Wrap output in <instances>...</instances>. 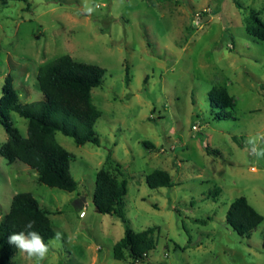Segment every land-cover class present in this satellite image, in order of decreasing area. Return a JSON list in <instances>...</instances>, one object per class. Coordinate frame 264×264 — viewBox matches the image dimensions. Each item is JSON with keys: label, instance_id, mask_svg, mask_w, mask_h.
Masks as SVG:
<instances>
[{"label": "rangeland", "instance_id": "rangeland-1", "mask_svg": "<svg viewBox=\"0 0 264 264\" xmlns=\"http://www.w3.org/2000/svg\"><path fill=\"white\" fill-rule=\"evenodd\" d=\"M85 2L99 5L91 16L81 14ZM254 19L264 23V0L0 1V97L10 76L21 104L38 101L39 66L62 55L105 70L91 91L98 145L55 133L73 156L75 191L43 185L0 156V219L15 194L28 192L50 211L54 233L65 234L41 264H132L113 257L127 228L155 229L154 249L137 264H264V222L246 237L225 221L239 197L264 216V160L245 150L264 132V40L245 30ZM212 87L227 90L232 110L212 104ZM10 121L25 137L27 121L14 112ZM7 138L0 124V146ZM109 163L121 165V176L112 173L127 189L111 215L92 201L96 173ZM154 170L174 185L149 188ZM10 262L34 264L19 250Z\"/></svg>", "mask_w": 264, "mask_h": 264}, {"label": "trees", "instance_id": "trees-1", "mask_svg": "<svg viewBox=\"0 0 264 264\" xmlns=\"http://www.w3.org/2000/svg\"><path fill=\"white\" fill-rule=\"evenodd\" d=\"M2 1V0H0ZM19 1V0H11ZM247 34L264 40V23L254 19L245 26ZM105 70L97 65L75 61L62 55L39 66L36 80L42 97L35 102L21 104L18 92L12 85V78L6 77L0 97V124L8 136L0 146V156L8 164L19 161L37 174V180L50 188L73 192L77 184L71 177L69 165L73 156L55 139L60 132L74 140L77 146L86 143L98 145V137L93 132L101 112L92 102L91 91L102 85ZM208 97L215 107L232 110L235 101L223 87H212ZM16 113L27 121L26 136L20 135L10 121V113ZM219 118H226L217 115ZM148 150H154L150 143H143ZM205 153L215 155L216 151L207 146ZM109 163L95 176L92 201L101 214H119L127 193L121 165ZM146 185L151 189L171 188L172 177L163 170H154L145 176ZM218 188L208 193L215 198ZM50 211L40 206L28 192L17 193L12 197L8 212L0 219V264H11V258L18 249L9 245L11 233L26 231L25 225L34 220V228L45 243L54 236L48 215ZM226 223L240 236H250L264 222V216L257 213L244 197L235 199L229 206ZM154 228L133 232L127 228L122 240L113 247V257L124 261L127 256L132 264L142 263L147 253L155 247ZM127 254V255H126Z\"/></svg>", "mask_w": 264, "mask_h": 264}, {"label": "clouds", "instance_id": "clouds-1", "mask_svg": "<svg viewBox=\"0 0 264 264\" xmlns=\"http://www.w3.org/2000/svg\"><path fill=\"white\" fill-rule=\"evenodd\" d=\"M98 7L99 5L97 4L85 2L81 14L91 16L97 11ZM245 150L256 161L264 160V132H257L255 135L249 136L245 141ZM34 224V220H29L25 225L26 231L11 233L8 236L7 242L20 252L26 254L30 260L34 261V264H41L49 254V244L56 241H63L65 234L61 231H56L52 240L49 243H45L44 238L37 231L32 230ZM72 239L74 237H68L69 241Z\"/></svg>", "mask_w": 264, "mask_h": 264}, {"label": "built area", "instance_id": "built-area-1", "mask_svg": "<svg viewBox=\"0 0 264 264\" xmlns=\"http://www.w3.org/2000/svg\"><path fill=\"white\" fill-rule=\"evenodd\" d=\"M196 17H197V19H198V15H196ZM83 216H84V212L81 211V212L79 213V217H83Z\"/></svg>", "mask_w": 264, "mask_h": 264}, {"label": "water", "instance_id": "water-1", "mask_svg": "<svg viewBox=\"0 0 264 264\" xmlns=\"http://www.w3.org/2000/svg\"><path fill=\"white\" fill-rule=\"evenodd\" d=\"M206 19V17L205 18H203V20H205Z\"/></svg>", "mask_w": 264, "mask_h": 264}]
</instances>
